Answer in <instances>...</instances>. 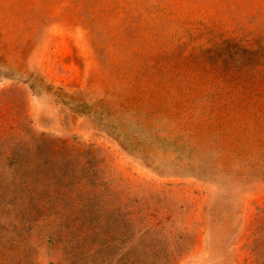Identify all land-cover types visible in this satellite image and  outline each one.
Wrapping results in <instances>:
<instances>
[{"label": "rangeland", "instance_id": "1", "mask_svg": "<svg viewBox=\"0 0 264 264\" xmlns=\"http://www.w3.org/2000/svg\"><path fill=\"white\" fill-rule=\"evenodd\" d=\"M0 264H264V0H0Z\"/></svg>", "mask_w": 264, "mask_h": 264}]
</instances>
